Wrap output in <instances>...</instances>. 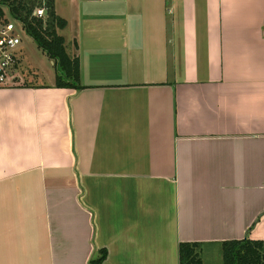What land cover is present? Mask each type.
I'll return each instance as SVG.
<instances>
[{
    "label": "crops",
    "instance_id": "obj_1",
    "mask_svg": "<svg viewBox=\"0 0 264 264\" xmlns=\"http://www.w3.org/2000/svg\"><path fill=\"white\" fill-rule=\"evenodd\" d=\"M53 4L81 89L0 86V264L264 253V0Z\"/></svg>",
    "mask_w": 264,
    "mask_h": 264
},
{
    "label": "trees",
    "instance_id": "obj_2",
    "mask_svg": "<svg viewBox=\"0 0 264 264\" xmlns=\"http://www.w3.org/2000/svg\"><path fill=\"white\" fill-rule=\"evenodd\" d=\"M2 6L26 35L53 62L57 68L54 86L62 89L80 88L79 62L71 58L65 49L64 39L58 31L65 28L64 20L56 16L53 0H4ZM45 9V16L38 19L32 16L35 9ZM5 12L0 8V17ZM199 243H181L178 246L179 264H202ZM222 264H264L263 244L249 240L223 242L220 245ZM106 254L95 260L94 264L104 261Z\"/></svg>",
    "mask_w": 264,
    "mask_h": 264
},
{
    "label": "rangeland",
    "instance_id": "obj_3",
    "mask_svg": "<svg viewBox=\"0 0 264 264\" xmlns=\"http://www.w3.org/2000/svg\"><path fill=\"white\" fill-rule=\"evenodd\" d=\"M7 19L12 22L6 12ZM15 24V23H14ZM16 33L20 39L17 51L18 66L10 70V82L16 78L22 83L52 84L59 73L47 56L37 47V45L26 35L18 24H15ZM15 67V65H14ZM9 81V80H8ZM1 86V85H0ZM203 250V255H202ZM202 264H222L220 246L201 248Z\"/></svg>",
    "mask_w": 264,
    "mask_h": 264
},
{
    "label": "built area",
    "instance_id": "obj_4",
    "mask_svg": "<svg viewBox=\"0 0 264 264\" xmlns=\"http://www.w3.org/2000/svg\"><path fill=\"white\" fill-rule=\"evenodd\" d=\"M4 0H0V8L3 9L2 17H0V85H4L9 80L10 69L17 61V51L20 44V39L16 33L15 24L7 19L6 11L2 6ZM32 16L42 19L45 16V9L38 8L32 13ZM15 23V24H14Z\"/></svg>",
    "mask_w": 264,
    "mask_h": 264
}]
</instances>
